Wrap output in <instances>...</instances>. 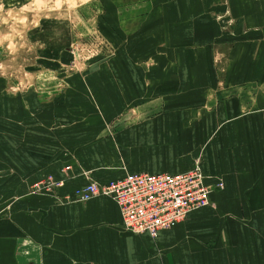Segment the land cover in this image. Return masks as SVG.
<instances>
[{"label":"crops","instance_id":"0c3cea01","mask_svg":"<svg viewBox=\"0 0 264 264\" xmlns=\"http://www.w3.org/2000/svg\"><path fill=\"white\" fill-rule=\"evenodd\" d=\"M144 5L138 15L155 38L133 42L135 65L103 84L112 91L124 84L147 107L169 109L102 115L60 192L128 173L183 172L198 161L205 182L223 187L151 238L126 230L109 197L58 203L29 191L37 178H62L63 164L48 143L26 144L21 170L0 180L1 188H20L0 205V264H264V0ZM98 96L100 106L111 107ZM116 96L110 102L122 107ZM17 137L0 136V157L10 152L20 164Z\"/></svg>","mask_w":264,"mask_h":264},{"label":"rangeland","instance_id":"374dc122","mask_svg":"<svg viewBox=\"0 0 264 264\" xmlns=\"http://www.w3.org/2000/svg\"><path fill=\"white\" fill-rule=\"evenodd\" d=\"M144 9V0H0V133L4 134L0 136L10 141L17 135L24 145H19L20 164L11 160L10 152L0 157V180L21 170L29 152L26 144L31 146L33 142L41 147L48 143L52 159L63 164V177L48 174L28 188L32 192L35 182L52 178L63 184L56 192L33 193H46L55 202L66 203L59 194L64 196L75 189L60 192L70 178V162L77 163L76 151L90 145L88 134L100 128L97 125L105 120L102 115L110 114V110L124 116L155 115L169 109L147 107L149 103L140 100L143 97L138 91L121 86L124 84L118 91L103 84L109 78L122 77L119 69L135 65L137 54L133 58L129 55L131 45L136 44L133 42L155 38L152 28L138 15ZM214 18L224 29L230 26L218 14ZM102 94L103 102L111 107L98 104L102 102L98 95ZM116 94L122 107L111 103ZM4 149L0 145V152ZM195 167L212 191L223 187L220 181L213 185L205 182L199 161L189 169ZM0 190L3 205L4 197H9L7 191L18 192L20 188Z\"/></svg>","mask_w":264,"mask_h":264},{"label":"built area","instance_id":"2783aa9c","mask_svg":"<svg viewBox=\"0 0 264 264\" xmlns=\"http://www.w3.org/2000/svg\"><path fill=\"white\" fill-rule=\"evenodd\" d=\"M63 184L52 178L35 182L32 192H56ZM199 167L183 172H139L125 174L107 183L89 181L71 193L60 195L65 202L87 201L96 196L112 199L119 208L122 225L131 233L155 238L160 230L184 220L187 214L210 202Z\"/></svg>","mask_w":264,"mask_h":264}]
</instances>
